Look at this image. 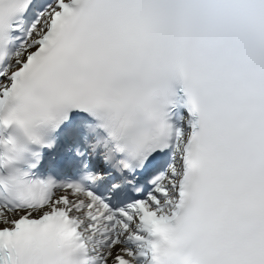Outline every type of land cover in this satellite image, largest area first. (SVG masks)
Returning a JSON list of instances; mask_svg holds the SVG:
<instances>
[{
	"label": "snow or ice",
	"instance_id": "obj_1",
	"mask_svg": "<svg viewBox=\"0 0 264 264\" xmlns=\"http://www.w3.org/2000/svg\"><path fill=\"white\" fill-rule=\"evenodd\" d=\"M0 264H264V0H0Z\"/></svg>",
	"mask_w": 264,
	"mask_h": 264
}]
</instances>
